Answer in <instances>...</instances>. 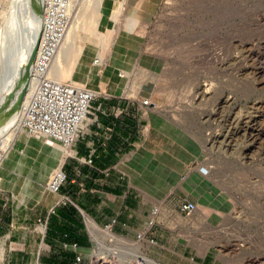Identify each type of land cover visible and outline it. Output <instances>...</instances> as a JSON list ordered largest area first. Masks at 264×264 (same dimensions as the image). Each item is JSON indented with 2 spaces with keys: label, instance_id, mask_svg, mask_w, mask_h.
Wrapping results in <instances>:
<instances>
[{
  "label": "crops",
  "instance_id": "1",
  "mask_svg": "<svg viewBox=\"0 0 264 264\" xmlns=\"http://www.w3.org/2000/svg\"><path fill=\"white\" fill-rule=\"evenodd\" d=\"M95 3L83 5L82 16L94 15ZM116 3L104 0L95 19H84L83 50L64 76L65 83L75 81L97 95L77 141L66 150L28 138L23 130L0 164V264H75L77 254L85 261L101 233L137 241L140 253L158 264H219L187 256L200 251L203 226L190 221L216 194L194 168L200 142L160 109L157 91L149 85L154 69L143 62L145 56L122 53L112 22ZM129 3L148 14L158 5L155 0ZM127 9L121 17L132 28L129 20L138 11L126 14ZM60 168L68 180L59 194H50L46 185ZM185 202L196 205L193 214L180 213ZM154 209L155 224L147 230ZM40 219L48 223L44 234ZM143 231L145 238L138 241ZM64 243H77L79 249L65 250Z\"/></svg>",
  "mask_w": 264,
  "mask_h": 264
},
{
  "label": "rangeland",
  "instance_id": "2",
  "mask_svg": "<svg viewBox=\"0 0 264 264\" xmlns=\"http://www.w3.org/2000/svg\"><path fill=\"white\" fill-rule=\"evenodd\" d=\"M41 1H36L37 29ZM94 1L98 11L82 16L83 5ZM103 1L84 0L77 6L74 36L65 46V61L57 64L59 75L52 67L53 79L65 83L83 50L84 22L98 16ZM115 1L112 22L120 32L122 53L145 56L143 62L153 66L149 85L157 91L160 109L200 142L202 154L194 168L216 192L190 221L203 226L200 251L187 256H201L207 263L264 264V0H155L158 5L149 14L129 0ZM126 9V14L138 11L129 20L132 28L121 17ZM21 49L13 0H0V87ZM21 131L16 128L0 142V164ZM186 239L192 243V236ZM96 241L106 255H95L94 241L87 264H139L137 258H146L134 240L101 233Z\"/></svg>",
  "mask_w": 264,
  "mask_h": 264
},
{
  "label": "built area",
  "instance_id": "3",
  "mask_svg": "<svg viewBox=\"0 0 264 264\" xmlns=\"http://www.w3.org/2000/svg\"><path fill=\"white\" fill-rule=\"evenodd\" d=\"M80 1H41L39 48L32 67L36 85L22 118V129L29 137L43 140L47 145L58 144L66 150L77 141L84 123L92 113V103L97 96L91 89L60 82L50 76L54 59L67 35L74 10ZM144 105H149V101L145 100ZM88 163L91 164L92 160L89 159ZM67 180V173L62 168L56 169L49 178L46 190L50 194H59ZM179 211L184 215H191L196 211V205L190 202L182 203ZM157 214L158 209H154L147 230L155 224ZM47 224V221L38 220L42 234L45 233ZM146 233L147 231H143L138 234L137 240H143ZM150 242L154 243V240ZM63 248L76 251L79 245L64 243ZM75 264H83V257L80 254L76 255Z\"/></svg>",
  "mask_w": 264,
  "mask_h": 264
},
{
  "label": "bare ground",
  "instance_id": "4",
  "mask_svg": "<svg viewBox=\"0 0 264 264\" xmlns=\"http://www.w3.org/2000/svg\"><path fill=\"white\" fill-rule=\"evenodd\" d=\"M36 1L37 0H13V19L20 25L23 49L18 51L19 54L16 52L15 54L17 55V58L15 56L16 61L14 60L12 67L10 66L11 69L6 74V77L0 87V103H1L0 111L4 105H9L8 103L13 104L23 88L26 89V92L23 103L21 104L20 108L3 124L0 125V142H2V140H4L6 137H9L10 134L13 133L16 128L19 127L20 129L22 127V118L24 115V111L26 109L27 103L36 85V80L33 78L32 75V67L36 59V56L38 54L37 43H38V39H40L39 37L41 33V26L40 28L37 29L39 7L36 6ZM81 1L83 2L84 0ZM76 8L74 10V14ZM74 14L71 23L72 26H70L71 28H69L67 35L52 65V67L54 66L55 68L54 73L56 75H59V70L57 65L58 62L61 61V63H63L66 59L65 46L69 43L70 39H73L74 36V25H75L74 23H75V19L79 15V11L78 10L76 11L75 16ZM24 16L28 17L27 22H24ZM41 21H42V12H41ZM17 50L18 48L15 51ZM28 66H30L29 70H27ZM100 248L106 250L105 246L104 245L102 246V243H99V245L97 244L95 255L99 259H103L106 253L102 254L103 251H100ZM137 259L139 264H156L152 259H149L147 257L145 258L143 256L142 257L140 256V258Z\"/></svg>",
  "mask_w": 264,
  "mask_h": 264
},
{
  "label": "water",
  "instance_id": "5",
  "mask_svg": "<svg viewBox=\"0 0 264 264\" xmlns=\"http://www.w3.org/2000/svg\"><path fill=\"white\" fill-rule=\"evenodd\" d=\"M40 38V37H39ZM39 40L38 39V48H39ZM29 67H27V70H29ZM26 89L23 88L18 95L17 99L13 104L8 103L9 105H4L0 111V125L3 124L8 118H10L21 106L24 96H25Z\"/></svg>",
  "mask_w": 264,
  "mask_h": 264
}]
</instances>
